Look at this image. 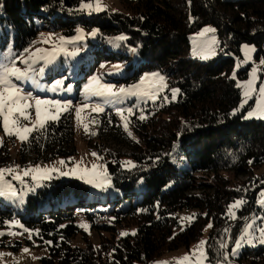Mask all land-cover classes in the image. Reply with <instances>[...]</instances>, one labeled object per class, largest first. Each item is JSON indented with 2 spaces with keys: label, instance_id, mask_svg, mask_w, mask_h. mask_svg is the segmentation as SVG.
Here are the masks:
<instances>
[{
  "label": "trees",
  "instance_id": "16d2710c",
  "mask_svg": "<svg viewBox=\"0 0 264 264\" xmlns=\"http://www.w3.org/2000/svg\"><path fill=\"white\" fill-rule=\"evenodd\" d=\"M83 1L0 0V27L13 38V54L21 56L29 48L41 22L67 35L76 34L81 24L96 28L101 38L100 55L91 60L89 51L81 60L85 75L102 63L133 58L123 67V77L108 75L110 82L134 83L144 72L161 71L166 89L156 100L137 106L127 102L132 105L131 113H125L131 135H123L110 108L97 117V135L105 132L106 140L120 146L96 144L119 192L101 198L79 178L55 176L28 196L24 213L0 205V228L19 217L25 228L36 230L37 242L48 249L41 264H154L167 251L189 247L206 229L210 264H264V245L232 254L248 221L244 217H252L255 209L264 214L256 206L264 173H255L264 165V119H245L244 111L236 112L241 90L230 77L245 43L257 47L255 59H264V0H120L124 11L88 16L80 9ZM207 24L217 29L219 54L200 61L187 55L190 36ZM104 55L106 61L100 59ZM249 68L237 75L246 78ZM173 89L179 90L175 98ZM176 143L187 170L171 161ZM26 153L35 162L76 154L71 111L22 142L18 155ZM237 199L245 203L232 218L229 205ZM191 210L194 219L181 230L179 212ZM79 212L98 242L77 223ZM78 236L85 245L74 243ZM7 246L13 247L8 235L0 236V247Z\"/></svg>",
  "mask_w": 264,
  "mask_h": 264
},
{
  "label": "rangeland",
  "instance_id": "374dc122",
  "mask_svg": "<svg viewBox=\"0 0 264 264\" xmlns=\"http://www.w3.org/2000/svg\"><path fill=\"white\" fill-rule=\"evenodd\" d=\"M100 2L103 9L101 11H124L120 0H100ZM82 4H92L93 8H82ZM82 4L80 5V9L87 16L92 13L101 12L94 10L96 0H85ZM40 27L41 30L37 38L21 56H15L13 54L11 48L13 38L11 35L7 38L0 27V64H7L11 66V63L14 61L15 66L22 70L28 67V64L22 63V60L28 59L29 64H31V70L28 74L30 78L24 80H16L14 77L10 78L12 83L21 90V95H30L31 97V99L27 101L32 105V108L27 109V112L30 114V119L24 120L20 117V123L18 126L32 127L35 123L36 97H39L42 100L60 101L61 104H68L70 102L68 111H71L73 117L74 145L77 153L67 158L56 157L51 161L42 159L35 162V158L31 153H26L24 157L21 158L18 155V149L22 142L16 136H8L5 134L3 129V117H0V140H2V143H0V169H12L11 172L4 173L3 182L10 183L12 188L17 193L16 197L9 195L0 196V205H12L17 213H24L28 196L43 187L46 181L53 178V174H56V177L61 180L79 178L89 186L90 192L98 194L101 198H105L107 195L113 196L117 191L119 192V190L115 189L112 184L111 177L107 171L106 161L98 153L96 144L102 142L110 149H115L120 146L113 140H106L105 138H107V135H105V132H102L101 136L97 135L99 131V122L97 117L105 112L107 108H110L113 114L118 117L115 124H120L119 126L122 128V131H125V121L121 119L119 114H117V108L123 109V115L126 117V114L129 113L128 109L132 110V105L127 104L128 101L134 100V105L137 106L141 103V101L156 100L167 86L166 77L161 71L144 72L134 83L128 84L124 80H121L119 83L110 82L111 79L108 78V75L123 77L127 71L126 69H123V67L129 63H134L133 58H122L113 64L106 62L102 63L96 70H93L85 75V71L80 69L81 60L89 53L91 60L93 57H98L100 55V53L96 51V49L100 47V44H98V41L101 39L99 31L96 28H87L81 24H77L76 34L67 35L62 31H54L52 28L45 26L43 22L40 23ZM205 29H213L214 31H205ZM94 30L95 34L93 35ZM202 32L203 35H201ZM61 37L65 38L63 43L60 40ZM37 49H41L42 51L37 52ZM248 49H252V51H248ZM256 50L257 47L254 44L245 43L242 46V56L235 59V63L230 72V77L236 79L237 86L241 90V99L236 112L244 111L245 119H264L256 115L251 117L248 116L250 111H254L256 109V102L259 99V87L264 85V63H261L264 59H255ZM218 54L219 39L215 26L211 24L204 25L198 32L193 33L190 36V46L187 52L188 56L197 58L200 61H207L214 59ZM100 59L102 61H106L105 55L101 56ZM248 65H250L249 75L246 78H240L237 75V72L244 69ZM114 66H117V69H114ZM40 68L44 69L43 73L39 72ZM253 69H256L255 80L253 83L256 91L251 94V98L247 99V102L245 103V85L253 78ZM93 77L99 78L100 83L102 84L113 85V91L118 92L121 87L129 88V86L132 85H139V91L133 90L135 91V94H124L117 98L92 96L84 92V86L88 84ZM159 77H163V87H161ZM57 81H61V85L57 86ZM145 92L148 94L145 95ZM85 104L88 105L87 108H83V105ZM96 105L102 107L104 111L99 113L93 112L92 108ZM44 107L45 106L42 105V110ZM77 107H81L83 109L79 121L76 118L75 112ZM52 111H54V109H52ZM64 113L65 112L62 114ZM62 114H60L59 118ZM15 115L18 116V114ZM84 124L88 125L89 131L87 133L84 130ZM128 131H130L129 126ZM128 131H125L123 135H127L126 133H128ZM92 133H95V135H92ZM93 152H95L97 156L91 155ZM170 158L171 161L181 169H189L188 162L182 154L178 143L175 144L170 154ZM61 160L65 161L66 165H61L59 163ZM77 164H79L80 168H87L89 170L92 169L94 164L99 165L100 167L97 171L107 173V182H105L101 187H96L95 183L87 182L88 179H90L89 176H84L79 172L77 174H71L70 170ZM37 165H39L41 169L45 167L49 169L53 167L59 168L60 172H51L49 174L50 178H42L41 173L35 172H29L28 175H24L25 169H31ZM63 172H69L70 174L62 175L61 173ZM255 173L257 176L263 174L264 165L256 169ZM228 174L232 176L231 173ZM16 176H19L20 179H15L14 177ZM238 179L242 180L245 178L239 177ZM258 192L256 206L263 209L264 204H262L261 201L264 200V186L261 187ZM239 208L233 209L235 212V218ZM252 212V217L248 216L246 218L248 221L245 223L243 231L238 239L245 236L247 225L251 224L252 227L247 228V233L248 235L254 237L253 243L247 244L242 241V246L237 250L236 254H239L245 247H257L264 245L259 243L258 239H256L260 235L259 228L264 227V214L257 209ZM195 213L196 212L194 210L179 212L181 218L180 229L187 226L194 219ZM184 217H191L192 219H182ZM76 221L79 225H87V230H85L84 227H81L82 230L89 232L93 241L98 242L97 232L95 230H91V224L83 213H77ZM11 222L13 221L8 222L7 227L0 228V233L8 235V240L13 245V247H0V264H41V258L48 254V249L47 246H41L37 242V239L34 237V234L37 233L36 230L25 228L19 217L17 220H14V222H16L15 224H11ZM20 225H22V227H20ZM25 229L28 231H25ZM9 232L15 234L9 235ZM207 237L208 230L206 229L203 236L194 241L189 247H182L177 250L167 251L162 254L154 264H164V262H167V264H176V261L182 258L185 254H189L191 256L192 251L196 249L198 243L201 240L206 241ZM245 239H247V237H245ZM17 240L22 242L19 247H17ZM74 243L85 245L86 241L81 238V236H78L74 239ZM204 247L206 250V246ZM24 249H28L29 251L25 252ZM195 261L196 257L191 256L190 261L185 262V264H195ZM203 264H210V262L206 259L203 261Z\"/></svg>",
  "mask_w": 264,
  "mask_h": 264
},
{
  "label": "snow or ice",
  "instance_id": "6c2138e0",
  "mask_svg": "<svg viewBox=\"0 0 264 264\" xmlns=\"http://www.w3.org/2000/svg\"><path fill=\"white\" fill-rule=\"evenodd\" d=\"M82 8H89L92 9V4H82ZM95 11H101L102 6L100 0H96L95 4ZM80 31V30H78ZM205 31H214L213 29H205ZM95 34V30L93 32V35ZM43 35V34H42ZM203 35V32L201 33ZM118 40H123L124 37H117ZM61 42L63 43L65 41V38H60ZM47 42V41H45ZM27 51V49L25 50ZM42 51L41 49H37V52ZM248 51H252V49H248ZM22 63L28 64V67L25 69H20L15 66V62L13 61L11 63V66L7 64H0V117H3V129L6 135L8 136H16L21 142H26L29 140L30 135L34 131H38L41 129H44L46 126V123L49 121H56L59 119L60 114L63 112H66L69 110L70 102L68 104H61L60 101H52V100H42L39 97L35 98V115H36V121L33 124L32 127H19L20 123V117H22L24 120L30 119V114L27 112V109L32 108V105L28 103L27 101L31 99L30 95H21V90L12 83L11 77H14L16 80H24L28 79L29 77V71L31 70V64H29L28 59L22 60ZM261 63H264V60L261 61ZM44 69L40 68L39 72L43 73ZM255 72L256 69H253V78L250 79L246 85H245V103L247 102V99L251 98V94L256 91V89L253 86L254 80H255ZM158 75V74H156ZM159 80L161 81V87L164 85L162 84L163 77H159ZM61 81H57V86L61 85ZM143 83V80H142ZM113 85L110 84H102L100 83L99 78L93 77L92 80L88 82L84 86V92L86 94H90L92 96H99V97H106V98H117L124 94H135V91H139V85H132L129 86V88L121 87L119 91H113ZM178 89L172 90V96L175 98ZM148 93L145 92V95ZM42 105L45 106L42 110ZM88 105H83V108H87ZM54 109V111H52ZM81 107H77L76 112V118L79 121L81 117L82 112ZM93 112H103L104 109L100 107L99 105H96L92 108ZM123 109L117 108V114L121 116V119L125 121L124 128L125 131H128V120L127 117L123 115ZM131 109H128V112L131 113ZM15 114H18L15 115ZM259 116L260 118H264V85L259 87V99L256 102V109L254 111H250L248 113V116ZM140 119L143 120L145 117L143 115L140 116ZM85 132L87 133L89 131L88 125H83ZM128 134L131 135V132L128 131ZM92 135H95V133H92ZM0 143H2V140H0ZM91 155L97 156L95 152H93ZM61 165H66V162L61 160L59 162ZM131 163V162H128ZM134 166V165H133ZM99 165H93L92 169L89 170L87 168H80L79 164H77L74 168L70 170L71 174H77L82 173L84 176H89L90 179H88L87 182L89 183H95L96 187H101L105 182H107L108 177L106 172H98L97 169L99 168ZM11 168H4L0 169V196L9 195L12 197H16L17 193L12 188L10 183L3 182V177L5 172H11ZM29 172H35V173H41L42 178H50L49 174L51 172H60L59 168H43L41 169L39 165L35 166L31 169H25L24 175H28ZM69 172H63L62 175H68ZM15 179H20L19 176L14 177ZM239 190V189H237ZM245 201L242 199L236 200L233 204L229 205V215L232 218H235V212L233 209L239 208ZM262 204H264V200L261 201ZM182 219L185 220H191V217H184ZM16 222H11V224H15ZM10 224V226H11ZM81 227H84L85 230H87V225L81 224ZM22 227V225H20ZM207 227H212L211 223ZM252 225H247V228H251ZM247 228L245 230V236H242L240 239H237L235 241V248L232 250V254L235 255L237 250L242 246V241L247 244H252L254 237L248 235ZM183 230V228L181 229ZM25 231H28L25 229ZM259 237L258 242L261 244H264V227L259 228ZM9 235H14L15 233H8ZM135 235V232L132 233ZM0 235H4V233H0ZM121 235H127V233H121ZM247 237V239H245ZM47 243H51V241H48ZM206 241L201 240L198 245L196 246V249L192 251L191 256L196 257L195 264H203V261L207 259V253L205 250ZM221 247H224V245H221ZM25 252H28V249H24ZM191 256L189 254H185L182 258L176 261V264H185V262L190 261ZM227 257H225L226 259ZM164 264H167V262H164Z\"/></svg>",
  "mask_w": 264,
  "mask_h": 264
},
{
  "label": "built area",
  "instance_id": "2783aa9c",
  "mask_svg": "<svg viewBox=\"0 0 264 264\" xmlns=\"http://www.w3.org/2000/svg\"><path fill=\"white\" fill-rule=\"evenodd\" d=\"M248 216H250V214H249V215H247V216H245V217H244V219H246Z\"/></svg>",
  "mask_w": 264,
  "mask_h": 264
}]
</instances>
